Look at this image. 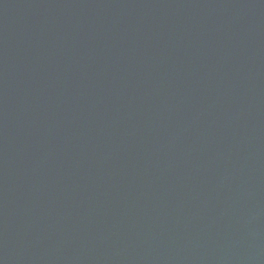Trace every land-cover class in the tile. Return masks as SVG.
<instances>
[{"label":"water","instance_id":"water-1","mask_svg":"<svg viewBox=\"0 0 264 264\" xmlns=\"http://www.w3.org/2000/svg\"><path fill=\"white\" fill-rule=\"evenodd\" d=\"M0 264H264V0H0Z\"/></svg>","mask_w":264,"mask_h":264}]
</instances>
